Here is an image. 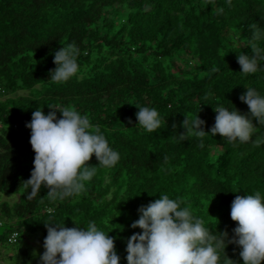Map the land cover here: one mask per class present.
Wrapping results in <instances>:
<instances>
[{
  "label": "trees",
  "instance_id": "1",
  "mask_svg": "<svg viewBox=\"0 0 264 264\" xmlns=\"http://www.w3.org/2000/svg\"><path fill=\"white\" fill-rule=\"evenodd\" d=\"M73 43L80 72L52 81L55 50ZM253 46L264 49V0H0V193L19 195L0 204V240L9 243L16 231L18 243L41 231L43 243L46 222L95 221L127 264V238L141 231L130 227L138 208L161 194L179 198L217 236L232 237L235 196L264 195V124L253 118L247 142L208 133L201 147L182 121L197 114L209 131L214 107L249 111L239 97L250 87L264 95V61L244 74L237 57L255 55ZM48 105L87 115L120 154L111 168L93 154L94 176L64 200L49 199L43 185L29 199L26 187L35 156L26 122L37 107L51 111ZM137 105L160 113L154 132L136 125ZM240 250L225 247L243 264Z\"/></svg>",
  "mask_w": 264,
  "mask_h": 264
},
{
  "label": "clouds",
  "instance_id": "2",
  "mask_svg": "<svg viewBox=\"0 0 264 264\" xmlns=\"http://www.w3.org/2000/svg\"><path fill=\"white\" fill-rule=\"evenodd\" d=\"M231 3V0H226ZM219 11H223L220 8ZM257 38L260 33H256ZM255 55H238L241 72L254 74L260 61H264V49L253 46ZM79 50L76 45L61 46L54 52L56 65L50 70L54 82H66L80 72L77 62ZM240 100L248 105L249 111L241 113L236 108L214 107V125L209 131L201 127L205 121L197 114L194 119L185 117L182 126L185 131L199 138L210 133H219L229 142H247L255 131L253 118L264 124V95L255 88H247ZM51 111L44 113L35 108L26 127L31 129L30 144L35 152L34 168L26 187L31 191L28 198L35 197L41 186L48 188L49 199L64 200L78 195L85 189L96 169L88 166L94 154L104 167H115L119 152L110 146L100 126L71 106L48 105ZM138 106L137 123L147 132H154L161 125L160 113L155 107ZM57 111L61 114L57 117ZM251 118L249 117V114ZM175 127V125H173ZM181 140L186 139L180 136ZM259 144V141H257ZM179 198L161 194L153 201L138 208L139 218L130 227L141 229L126 241L127 264H238L225 253L228 243L240 246L239 255L243 264H261L264 261V195H236L231 202L230 216L238 224L234 235L222 232L217 236L205 227L204 220L194 216L192 210L181 207ZM47 235L43 241L44 251L38 264H119L120 256L115 249L114 237L89 221L86 227H66L64 223L46 222ZM221 251L224 259L221 261ZM35 254V253H34Z\"/></svg>",
  "mask_w": 264,
  "mask_h": 264
},
{
  "label": "rangeland",
  "instance_id": "3",
  "mask_svg": "<svg viewBox=\"0 0 264 264\" xmlns=\"http://www.w3.org/2000/svg\"><path fill=\"white\" fill-rule=\"evenodd\" d=\"M3 95H0L2 97ZM19 199V195L0 193L2 201L12 203ZM1 219V217H0ZM4 228L0 225V236H4ZM42 238V232L22 234L18 243H7L0 240V264H38L39 257L43 253V243L38 241ZM35 253V254H34Z\"/></svg>",
  "mask_w": 264,
  "mask_h": 264
},
{
  "label": "built area",
  "instance_id": "4",
  "mask_svg": "<svg viewBox=\"0 0 264 264\" xmlns=\"http://www.w3.org/2000/svg\"><path fill=\"white\" fill-rule=\"evenodd\" d=\"M17 238H18L17 232H16V231H12V232L9 234L7 240H8L9 243H15L16 240H17Z\"/></svg>",
  "mask_w": 264,
  "mask_h": 264
},
{
  "label": "crops",
  "instance_id": "5",
  "mask_svg": "<svg viewBox=\"0 0 264 264\" xmlns=\"http://www.w3.org/2000/svg\"><path fill=\"white\" fill-rule=\"evenodd\" d=\"M2 253H0V255H1ZM1 258V257H0Z\"/></svg>",
  "mask_w": 264,
  "mask_h": 264
}]
</instances>
